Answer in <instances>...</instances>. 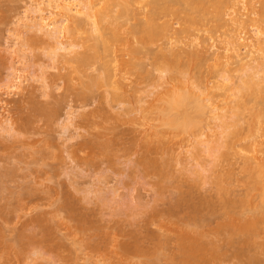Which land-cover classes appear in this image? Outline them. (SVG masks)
Listing matches in <instances>:
<instances>
[{
	"label": "rangeland",
	"instance_id": "374dc122",
	"mask_svg": "<svg viewBox=\"0 0 264 264\" xmlns=\"http://www.w3.org/2000/svg\"><path fill=\"white\" fill-rule=\"evenodd\" d=\"M111 1L93 0L94 12L103 13L102 28L96 31L84 24L75 37L64 38L74 42V51L59 59L55 38L45 31L29 30L26 23L36 21L39 8H45L48 17L55 12L58 19L61 6L56 10L47 0H0V264H175V255L179 259L183 254L181 234L187 233L200 244L217 248L220 256L208 260L209 264H249L252 255L264 253L239 242L237 235L233 240L231 232L227 234L230 230H218L223 209L217 204L216 179L226 175L231 198L242 197L246 192L243 161L240 156L216 160L213 147L223 121L233 122L230 106L234 107L238 84L249 72L228 65L224 56L233 54L230 41L235 39L242 55L255 41L264 42V27L260 31L257 20L263 0L227 3L221 21L211 18L188 32L183 19L161 16L158 23L170 20V32L148 44L139 41L136 28L149 19L153 0H135L129 15L120 12L123 0ZM50 9H55L53 14ZM242 20L246 27L241 26ZM96 41L107 44L100 49V57L80 67L81 63L71 60L94 54ZM263 50L249 62L250 70L263 61ZM209 55L214 56L212 60ZM174 59L189 79L185 86L191 82L188 88L201 87L192 91H205L220 106L216 112L206 109L200 125L177 137L155 117L160 115L161 94L174 89L173 83L179 84L163 69L168 67L167 60ZM95 78H106L108 83L90 87ZM217 80L230 88L235 85L228 91L231 98L226 107L225 97L216 90ZM193 98L196 101L197 94ZM92 111H97L96 119ZM243 115L242 124L249 118L248 110ZM157 135L166 143L165 149L159 150L163 155L149 151L150 156L145 151L147 140ZM92 138L111 146L106 152L100 146L94 148L98 153L94 158L91 148L83 146ZM145 155L166 163L162 164L167 165L166 174L147 169L141 162ZM170 208L176 219L169 222L156 216ZM164 240L165 248L157 250ZM196 254L193 264H206L202 255H208L206 251Z\"/></svg>",
	"mask_w": 264,
	"mask_h": 264
},
{
	"label": "bare ground",
	"instance_id": "6f19581e",
	"mask_svg": "<svg viewBox=\"0 0 264 264\" xmlns=\"http://www.w3.org/2000/svg\"><path fill=\"white\" fill-rule=\"evenodd\" d=\"M115 1L117 3H119V0H112L111 2L114 3ZM134 1L135 0H123L122 3H119V5L121 7V11H120L121 14H127L128 13V15H129L130 12H132V10H133L132 6H133ZM235 1L236 0H153L150 2L152 10H151V14L149 16V19L146 22L140 24V26H138V28H136V32H139V34H140L139 41L143 44L152 43L153 41L158 39V37H161V36L164 37V36H166V34L168 32H170L169 30L171 29V26H172L170 23V20H166L162 25L160 23H158L157 20L159 19V17L161 18V16H164L167 18L169 16H174V17L183 19V21L186 25L184 32L185 31L188 32V31H191L193 27H195V26L198 27V26L204 24L208 19L210 20L211 18L216 20V21H221L222 15H223L222 11H223L224 6L227 3L228 4L230 2L234 3ZM47 2H48L49 7H53L56 10L59 9V6H61L60 11L57 12V13H59L58 15L60 17L57 19L58 16L54 12L55 9L53 11L50 9V11H52V13H50V14H53V12H54V14H55L54 16H56V18L54 16H53L54 17L53 18V17H50L51 16L50 14H49L50 15L49 17L46 16V14L44 13L45 8L44 9L39 8L38 10H36L38 13L37 16L35 15L37 18L36 21L34 20V22H32V23H26V27H29L28 28L29 30H30V28H32V29L34 28L35 30H40L39 32L45 31V34L52 35L56 40L57 49L61 51V52L60 51L55 52V56L59 57V59H61V58L66 59V57L69 55V53L71 51L72 52L74 51V49H72L74 46V44H73L74 42L72 40L71 41L73 43L69 42L68 40L66 41V39L63 40L64 38L69 37V36H71V37L74 36L79 31V29L82 28V26L84 24H89L90 27L92 28V30H96V31H99L102 28V25H101V23H102L101 19L102 18L101 17H102L103 13H101L100 11H99L100 13L94 12L95 7H94L93 0H82V1H80V0L79 1H77V0L76 1L75 0H70V1L64 0L63 2H62V0H60V1L47 0ZM255 8H256V6H255ZM255 8L253 7L252 9L254 10ZM256 10L258 11V9H256ZM261 10H263V11H261L259 13V15L257 13V15H258L257 20L261 22V24H259V26H260L259 30L260 31H262L263 27H264V0H263V7L261 8ZM47 11H49V10H47ZM31 12L33 13V11H31ZM254 12H256V11H254ZM149 13H150V11H149ZM133 15H134V13H133ZM18 20H20V19H18ZM29 20H31V19H29ZM249 20H251V18ZM237 22L240 23L241 21H237ZM255 22H256V19H255ZM71 23H73V25H71ZM242 23H243V26H245L244 21L241 22V26H242ZM250 23H251V21H250ZM254 25H256V24H254ZM261 27H262V30H261ZM258 28L259 27H257L256 29L258 30ZM92 33H93V31H92ZM261 35H262V33H261ZM45 36H47V35H45ZM101 37L104 38V36H102V35H101ZM256 38L259 39V37H256ZM55 40H54V42H55ZM234 41L233 42L230 41V43H231L230 46L233 48V54H229L227 56H224L225 59L227 58L224 61H227L226 63L228 65L229 64L235 65V66L240 67V69L245 68L246 70L245 69L244 70L246 71V73H247V71H249V72L247 73V75L246 74L244 75L246 77L243 76L244 79L240 80V83L238 84V87H237L238 89L236 88L238 91V94L236 93L237 94V96H236L237 100H236L234 107L232 108L233 105L230 106L231 107L230 113L231 112L233 113L234 117L233 116L232 117L234 120L231 119V121H233L231 123V125H230V122H229V124H228V122H227V124H224L225 123L224 121L222 123L223 126L220 124V127L222 126L223 129L221 132H219L220 133V134H218L219 137L217 136L218 137V138H216L217 141L215 140L217 142V145H215L213 147V149L215 150L216 155H217L216 160H218V158H219V160H222V161L225 159H227V161H229L228 159L233 157V156L234 157L240 156L239 158H241L243 161V163H242L243 164L242 165L243 170L246 173V180H245L246 192L242 197H240L238 199L231 198V196L229 195L231 192V187L227 182V176L226 175H220L217 177L216 185L219 188V196H218V201H217L219 203H217V204L220 205V209H223L222 212H220V216H222V218H221L222 220L218 224V230L223 229V231L226 230V232L230 230L229 232H227V234H229L231 232V234H232L231 236L233 237V240H236L234 238H235V235H237L236 238L238 237L237 240H239V242L242 241V243H244L245 245H247L249 247H253L254 251H256L254 249V247H256L262 253H264V226H263L264 225V105L262 104L264 102V56L263 57L261 56L263 61L262 62L259 61L260 62V65H258L259 67L256 66L253 68V69L256 68V70H252L251 67H253V66L250 67L251 68V70H250L249 66H248L249 62L251 60L255 61L254 60L255 58L257 60V58H258L257 54L260 53L259 51L264 49V46H263L264 42L260 41V40L255 41V43H252V45L250 46L251 49L248 48L250 50H248L246 52V54L242 55V53H240L239 50L236 48L237 44H238L237 40L235 39ZM105 43L103 45L104 47H105V45H107ZM179 43H181V42H179ZM102 44H103L102 42L96 41V43L92 45V46H94L93 47L94 50L91 46V49L94 51V54H91V55L90 54H83L82 56L79 55L80 57L78 55L76 57L72 56L73 58L71 60H74L78 63H81L78 65L79 67L83 66V65L85 66V64L88 65L92 61L93 58L101 56L100 49L103 47ZM229 47H226L227 51L230 50ZM135 50H136V48H135ZM211 50L212 49H210V51ZM234 50H235V52H234ZM131 51L134 52V50H131ZM207 51H208V49H207ZM230 52H231V50H230ZM212 55H213V52H212ZM209 57L212 60V58L214 56L211 57L209 55ZM166 64L168 67L165 66L163 68V69H165V71H167L165 73L167 75L168 74L170 75L169 79L171 78L174 81L179 82V84L177 86H175V84L173 83L174 89L166 90L163 94H161V96H160L161 104L159 105V107L157 106L159 109L158 111L160 112V115L158 114L159 116L156 115L155 117H156V119H158V117H159L161 119L160 123L162 125L163 124L167 125L168 129L170 127V129L172 131V135H175V137H177L176 135H179L182 133L187 134L186 132H191V130H193L195 127L200 125L203 121L202 116H204L206 114L205 113L206 109H208L212 112L213 111L216 112L217 109L218 110L220 109V106H218V104H215L216 102L214 99L212 100V97L209 98L210 96H206L205 91H203L204 92L203 93L202 90L200 89L199 93H196V91L198 92V89L201 87L197 88L196 85L195 86L193 85L194 88H197V90L194 93L193 92L194 88H192L193 91H192L191 87L188 88L189 85H192L191 82H189V84H186L187 87L185 86V82L187 83V81L189 79L186 78V75H185V77H183L185 71L183 72L181 70V68H180V70H178L180 67V65L178 64V60L177 61H175V59L169 60V61L167 60ZM247 68L249 70H247ZM238 69H237V71H238ZM42 71L44 72L43 74H45L46 68H45V70L42 69ZM178 71H180L182 73V77H181V74L180 75L178 74L179 73ZM259 73L260 74L262 73V75H260ZM185 74H186V72H185ZM259 75H260V77H259ZM40 76H42V75H40ZM45 77H46V74H45ZM162 77H163V75H162ZM240 78H242V77L240 76ZM105 79H101V78L93 79V83L92 84L89 83L90 87H92L94 83L98 84V85L99 84L103 85V84L108 83L107 80H105ZM107 79H108V77H107ZM229 79H230V77L226 76V81L228 80V83L230 81ZM43 81H45V79ZM224 81H225V79H224ZM231 81H232V85H233L234 80H231ZM218 82H219V80H217V82L215 83L216 84L215 86L217 87V88L216 87L215 88H216V90L221 91L220 95L223 96V99L225 97L226 102L224 101V103L226 104L225 105V107H226L228 102H229V101L227 102V99L231 98L230 97L231 95L228 94V91L231 90V88H234L235 85L230 88V86L229 87L226 86V84L224 82L223 83L224 85L221 83L224 86L223 87ZM165 83H168V82H165ZM180 83L183 86H181ZM21 84H20V86H22ZM202 87L204 88V86H202ZM188 89H190V90H188ZM207 90H209V89H207ZM200 93L202 94V96L205 95V97H202L200 95ZM207 93L209 94L210 92H207ZM195 94H197L196 101H194L195 98H193V96ZM233 94H235V91ZM198 96H199V98H198ZM200 97H201V100H198V99H200ZM157 98L155 97L154 99L157 100V103H158L159 100ZM202 100H204V101L206 100V101L204 102ZM207 101L210 103L208 104ZM210 107H211V109H210ZM222 107L224 108V106H221V108ZM223 108H222V110H223ZM104 110H106V109H104ZM247 110L249 112V118L246 120V123L244 122L242 124V120L244 119L243 113L245 114L247 112ZM244 111H246V112H244ZM96 112L97 111H92V113L90 114L92 118L95 117V119H96V116H95ZM143 114H146V113H143ZM105 115L108 116L106 113H104L102 115V117H104ZM106 116L103 119L106 120V118H107ZM110 116H111V114H110ZM138 116H139V113H138ZM148 117H149V114H148ZM87 118H88V116H87ZM221 118H224V117L221 116ZM230 118H231V116H230ZM199 122H200V124H199ZM221 122H222V120H221ZM99 124H100V122H99ZM244 124H246V126H243ZM97 125H98V122H97ZM162 127H160V128H162ZM91 128H94V127H91ZM198 128H200V127H198ZM154 134H156V133H154ZM166 134H168V133H166ZM166 134H165V137L167 136ZM163 136H164V134H162V137L160 136V138L161 139L164 138ZM96 138H98V137H96ZM154 138L156 139V136H154L153 139ZM160 138L158 140V135H157V139L155 140L156 142H154V143H153L154 140L152 138H150V140H147L148 143L147 144L145 143L146 147H147V148L145 147L146 148L145 151L147 152V150H148V154H149V151H150V153H154L155 150L156 151L158 150L157 152H159L160 149H163V150L165 149L164 147H165L166 143L163 140H161ZM168 138H170V137H168ZM151 140H153V141H151ZM171 140H172V138H171ZM149 141H151V142H149ZM243 142L245 145L244 144L242 145ZM152 143L154 145H152ZM83 146L85 148H91L90 150H92V151H90V153L94 154V153H97V152H95L97 150V147L100 146V147L104 148V150H105V148L109 149L111 144H110V142L109 143L108 142L99 143V141L97 139L92 138ZM94 148H96L95 151H94ZM163 150H161V151H163ZM106 151L107 150H105V152ZM161 151L158 154H160ZM166 152H167V150H166ZM97 154L96 155L94 154L93 157L95 158L97 156ZM75 157H78V156L75 155ZM151 158H148V156H146L143 159H141V162L144 163L145 165H147L146 166L147 169L150 168L152 172L157 173L158 175L164 176V174H166V172H164L165 171L164 168L167 165L165 167L163 165H165L166 163L165 164L162 163L163 164L162 165L161 162H157L159 160H157L156 157L152 158V159ZM162 158H163V156H162ZM87 160H89V162L95 161V160H91V159H87ZM216 160H215V162H216ZM87 164H88V162H87ZM255 195H258L257 199L254 198ZM182 197H184V196H182ZM191 207H192V205H191ZM237 208H240V209L243 208V212H240V213L237 212ZM161 211L158 212L159 215H156L157 217L160 216V219L161 218H163L165 220L167 219V221H169V222H170L169 218L170 219H176V217L174 218L172 215L173 213L171 212V208L168 210V212L167 211L161 212ZM215 211L216 210H214V212ZM200 215H202V214H200ZM174 216H176V215H174ZM188 217L190 218V216H188ZM197 217H198V215H197ZM192 218L195 220L196 215H195V218H194V216ZM192 218H190V220H193ZM202 219H204V217ZM156 220H157V218H156ZM185 220H186V218H185ZM174 221H176V220H174ZM174 221H173V223H175ZM182 221H184V220L182 219ZM186 221L183 223L185 224ZM179 222H178V226H181V225H179L180 224ZM198 222H195V223H198ZM187 223H188V221H187ZM189 223H190V221H189ZM190 228H191V225H190ZM181 229H182V226H181ZM183 229H184V226H183ZM199 229H201V228H199ZM185 232H186V230H185ZM187 232H189V231H187ZM187 234H188V236H185V237H182V234H181V237H180V244L181 245L179 247H180V250L183 252V254L181 253L182 256H177L179 259H177L176 255H175V258H174L175 264H193V263H195V260H196V255H197L196 253L200 252V254H201L202 251H204V252L206 251V253L208 254V255L202 254L207 259L206 260L203 257L204 262H206V264H209L208 260H212V259H215L216 257L220 256L217 248L215 249V248H212L209 246L207 247L206 246L207 243H206V245L200 244L197 237L191 238V236H189V235H191V233L190 234L187 233ZM203 234H204V231H203ZM183 235H185V234L183 233ZM199 235H201L200 237H202V233H199ZM165 242H167V241L164 240L162 243H160L158 245L157 250L160 248H163V247L165 248V246H164ZM234 243L236 244V241H234L233 244ZM242 243H241V245H243ZM243 254H245V252ZM155 255H156V253H155ZM178 255H180V254L178 253ZM258 255L264 257L263 254L260 255L258 252H257V255L254 254L251 257L248 256V257H250V259L247 260V261H249V264H264V259L260 258ZM155 257L157 259L159 258L158 255ZM157 259H155L156 263L158 262ZM176 259L179 261H177ZM198 260L199 259L197 257V261Z\"/></svg>",
	"mask_w": 264,
	"mask_h": 264
}]
</instances>
